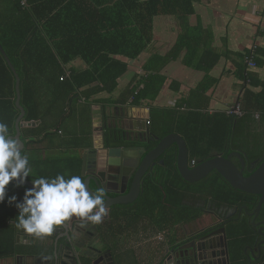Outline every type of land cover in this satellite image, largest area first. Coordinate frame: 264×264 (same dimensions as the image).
<instances>
[{"label": "trees", "instance_id": "obj_1", "mask_svg": "<svg viewBox=\"0 0 264 264\" xmlns=\"http://www.w3.org/2000/svg\"><path fill=\"white\" fill-rule=\"evenodd\" d=\"M197 1L199 0H0V43L21 79V105L26 112L25 121L41 120L37 127L22 128L21 139L25 143L23 151H35L39 144V149H45L44 142L52 135L49 128L58 125L66 116V108L74 107L75 102L80 100V88L88 87L82 92L85 97L102 91H116L119 79L127 72L128 67L127 61L121 57L136 59L144 51L153 39L155 16L174 14L187 18L194 11ZM190 34L180 37L177 51L189 47L193 48L190 50L191 54L195 52L196 47L191 43L193 36ZM78 57L86 59L89 67L84 70L73 69L70 75H66L64 65ZM152 65L149 62L145 66V70L151 72L136 83L129 84L121 93L119 101L125 103L132 97L133 103L140 104L146 99H156L164 77ZM16 98L15 74L0 51V120L8 124L10 135L16 134L15 123L20 114ZM241 107L247 112L239 118L243 120L240 131L245 130L247 133L245 118L256 109L244 104ZM258 109L264 111V106ZM161 115L158 122L154 116V124L151 121L152 130L164 136L173 131L171 125L175 124L174 131H179L187 140L192 159L205 161L215 156L211 153L217 151V146L224 145V140L228 151L224 148L221 153L230 154L234 145L229 147L230 141H234L231 131L235 129L234 120L238 118L226 116L228 130L221 132L224 121L217 125L219 131H216L212 130L214 125H201L202 122L197 117H192L193 114L184 118L170 110L169 113L161 112ZM37 137H42L43 140H36ZM81 143L82 139H74L66 142L65 146L77 147ZM157 143L158 141H151L148 149L154 148ZM236 143L237 139L235 145ZM30 164L33 168L32 179L40 176L55 177L58 173L68 174L69 168H79V161L52 167L45 160L32 161L30 158ZM177 174L175 171L173 176ZM68 175L78 173L71 172ZM220 179L211 178V188L204 186L197 197L224 198L231 206L244 200V192L234 188L224 178L226 185L219 183ZM148 185L145 182L144 198L151 192ZM11 186L16 188L14 184ZM186 195L191 198L196 196L195 193ZM163 196L160 193L159 198ZM143 200L146 202L148 199ZM18 211L14 205L9 206L7 200L0 204V259L15 256L20 248L15 241L19 230L16 227ZM178 212L181 218L190 216L187 215L190 212L188 208H182ZM170 214L171 217L175 215ZM238 228L239 225H232L229 230V236L234 238L229 248L232 252V264H247L242 254L244 245L240 238L237 239L242 234ZM245 228L246 226L243 229ZM234 244H237L235 251L232 249Z\"/></svg>", "mask_w": 264, "mask_h": 264}, {"label": "crops", "instance_id": "obj_2", "mask_svg": "<svg viewBox=\"0 0 264 264\" xmlns=\"http://www.w3.org/2000/svg\"><path fill=\"white\" fill-rule=\"evenodd\" d=\"M1 8L3 9L4 6ZM187 33H191L190 36H193L191 43L196 47L192 54L190 50L193 48L189 47H183L177 51L180 37ZM253 50L257 66L250 68L247 66L245 57ZM121 58L127 61L128 67L127 72L119 79L116 91L112 93L102 91L85 97L82 92L88 87L80 88L78 91V94L81 95L80 100L75 102L74 107L66 108V116L58 125L49 128L52 135H49L44 142L45 149H39L41 147L39 144L37 150L26 152L32 161L42 159L46 163H51L52 167L61 165V163L69 165L79 161V168H76V171L72 168L69 170L82 176V155L85 152V146L91 144L93 137V105L99 106L104 119L107 118V113H111L109 117H112L114 113L125 111L131 117L139 115L138 118L142 117L144 121L147 120L144 117L146 109H149V119L152 124H154L153 118L156 115H160V119L162 115L169 116L161 115V112L169 113L170 110H173L184 118L193 114L192 117H197L202 122L201 125H214L212 130L216 129V131H219L218 126L224 121L221 132L228 130V122H225V117L231 116L238 118L234 120L236 127L231 131L234 139L238 140L240 123L243 121L239 118H242L247 111H243L241 116H233L228 114V110L233 106L240 105L241 107L244 104L247 107H254L256 110L245 118L246 122H244L248 125L246 131L250 136L247 138L246 144L244 140L242 143L252 157L263 154L264 111L258 108L264 106V0H199L195 2L194 11L187 18L174 14L157 15L153 21V39L139 57L131 59L122 56ZM149 62H152V66L159 70L160 75L164 77L156 99H146L140 104L133 103L132 97L125 103L119 101L118 99L122 97L121 93L129 84L136 83L138 79L151 72L145 70V66ZM88 67L89 63L82 57L64 65L66 75H70L73 69L84 70ZM138 107L141 108L136 109ZM74 111H76V115H74ZM33 121L40 122L37 126L41 124V120ZM152 124L149 126L151 129ZM171 128L174 131L175 124L171 125ZM35 139L43 140L42 137ZM74 139H82L81 145L77 147L65 146L66 142ZM238 143L237 141L236 146L242 145H238ZM223 144L215 149L218 152H222L224 148L228 150L226 140L223 141ZM70 171L68 174L71 173ZM163 175V171L158 170L155 175L156 181L149 180L148 189L151 192L147 198H144L146 195L142 198L148 200L143 204V208L139 209L141 213L152 211L160 204V193H163V198L167 196L165 193L167 189H163L165 184ZM175 181V176H172L168 186L170 190H173V192H169L172 201H176L179 196L180 199L186 201L192 199L190 195L182 196L180 194ZM18 190L24 192V189ZM15 193L19 198L23 197V193ZM188 193L191 192L188 191ZM118 217L119 215L114 213L111 220L103 224L104 231L108 230L109 232L110 241L119 242L124 236L127 237L126 249L109 248L115 264H158V261L155 260L159 258V244L156 239L152 242L149 240L151 237L145 238L140 233L141 228L139 223L137 224L136 216L132 218L128 227L125 226V230L122 232L123 236L116 235L117 222L120 221ZM57 228L58 226L55 227L53 233L44 236L52 237L51 242L59 238V243L64 244L65 237L60 238L64 234ZM19 233L20 229L17 231L16 237ZM26 236H31V234H22L18 240L15 237L16 245L20 247L19 250L13 257L1 258L0 264H29L24 257L17 259L20 255L30 254L29 251L32 249V245L24 243ZM239 238L243 243L242 238L238 237L237 239ZM36 241L38 240L36 239ZM236 245H233V250ZM229 254L231 259V249ZM151 256L152 259L149 260ZM86 264H90V262L87 261Z\"/></svg>", "mask_w": 264, "mask_h": 264}, {"label": "water", "instance_id": "obj_3", "mask_svg": "<svg viewBox=\"0 0 264 264\" xmlns=\"http://www.w3.org/2000/svg\"><path fill=\"white\" fill-rule=\"evenodd\" d=\"M0 51L7 60L9 66L16 77V105L20 109V114L16 119V134L12 135L18 137L22 141V148L24 150L25 143L21 139V128L27 126H37L40 122L25 121V109L21 105V79L0 43ZM93 137L91 144L85 146V152L81 159L82 176L88 183L91 191V182L95 184L96 189L103 187L106 196V208H110L118 204H127L135 201L142 192L143 176L147 172L150 164L157 159L167 148L172 145L177 147V171L181 177L189 182L195 183L203 180L212 171H217L230 185L234 188L248 193L259 195V203L256 211L259 212L264 203V156L261 159L259 167L251 175L246 176L241 169L233 162L230 157L217 155L211 159L198 163L194 167L189 164V148L186 139L182 134L172 131L164 137L154 132L149 125L146 124L144 118L138 116L131 117L125 111L114 113L112 117L107 113V118L104 119L103 113L98 105H93ZM138 107L136 109H140ZM144 117L149 118V109H146ZM136 118V119H133ZM149 137L148 139H139L140 136ZM159 141L158 144L144 156L138 151L144 146L137 144L138 142ZM234 155V153H231ZM143 156V157H141ZM31 187V182L26 185ZM121 193L116 197H111L112 193ZM95 211V210H94ZM90 222L87 218L70 217L57 229L64 236L60 238L66 239L65 243H59V238L51 242L52 237L48 236H26L25 244L32 245L30 254L20 255L24 257L29 264H86L84 257L95 260L93 264H106L103 246L105 242H91L88 249L92 252L86 255L82 247L78 245V236L83 231V223ZM26 232L20 229L17 235V240ZM28 234V233H26ZM211 244L203 248L200 244L196 246L180 247V251L176 254L179 260L177 264H213L214 258L222 254V252L215 250L214 239L218 232L212 233ZM223 234L225 243L227 244V234L224 228ZM24 237V236H23ZM25 238V237H24ZM36 239L38 241H36ZM199 243H205V237L200 238ZM228 246V245H227ZM225 247L227 264H230V256L228 247ZM191 248L190 250L188 248ZM207 248V249H206ZM214 249V250H213ZM209 253H204L208 252ZM52 253V254H50ZM111 259L109 264H115L114 258L109 251ZM171 257V256H170ZM169 257V258H170ZM193 258V260L191 259ZM195 259V260H194ZM161 264H173L172 262H161Z\"/></svg>", "mask_w": 264, "mask_h": 264}, {"label": "flooded vegetation", "instance_id": "obj_4", "mask_svg": "<svg viewBox=\"0 0 264 264\" xmlns=\"http://www.w3.org/2000/svg\"><path fill=\"white\" fill-rule=\"evenodd\" d=\"M244 131H239L240 136L237 140L239 142L238 145H242H234V148L232 147V150L229 151L230 154L234 153V155H225L221 152H213L211 154H215V156L223 155L230 157L237 167L241 169L246 176H249L259 167L261 159L264 156V152L261 155L252 157L249 152L245 150V145L242 142L244 140L246 144L247 136H245L246 132ZM140 137L141 140L149 138L144 135ZM230 142L231 143L229 144V147H231L232 144H235V139L234 141L231 140ZM137 144L144 146L143 149L138 151V155H140V152H142L144 156L147 152L153 149H148L149 143H147L145 140L143 142H138ZM177 156V147L175 145L167 148L150 164L147 172L143 176L142 192L135 201L129 202L127 204L114 205L108 208L100 223H83L84 228L82 233H80L78 236L77 243L82 247L84 253L86 255H90L92 253L88 249L90 246L89 244L92 241L95 243L103 240L105 242V245L103 246V252L106 257V264L110 263L111 259L108 254L110 250L107 247V239H110V235L108 230L104 231L103 224L111 220L115 213L119 215L118 219H120V221L117 222L116 235L123 236L124 234H122V232L125 230V226L128 227V224H131L132 218L136 216L138 219L137 224L139 223V227L141 228L140 233L143 234L145 238L151 237L149 240L152 242H154L153 240L156 239V242L159 244V258L155 260L158 261V264L167 261L177 264L179 260L176 258V254H178L180 251V247L184 248L186 246H196L198 244H200L203 248L207 246L209 247L211 244V236L213 235L212 233L215 231L218 232V234L215 236L216 238L214 239V244L216 246L215 250L222 252V254L218 255V259H212L213 264H227L228 259L226 258L225 247L228 245L227 247L229 251L230 245L233 241L229 236V230L232 225H241L243 228L245 226L247 227L245 230L243 229L244 231H242V234L240 235L244 245L242 248V254L244 260L247 261V264H264V203L262 204L260 211H256L260 196L244 192L246 194L244 200L240 201L237 205L232 206L224 198H214L211 196H208V198L197 197L200 195V189L204 187L205 183H210L209 180L211 178H221L219 183L223 185H226L225 180L220 177L218 173L212 171L203 180L195 183H189L185 181L177 171ZM201 162L203 161L197 158H191V152L189 148L190 167H194ZM158 170H162L164 173L163 177L165 184L163 189H167V191H165L167 196L165 198H163L164 196L159 198L160 204H158L154 210L143 214L139 209L143 208V204L145 202V200L142 199L145 194V182L149 183L150 181H156L155 175ZM175 171L178 172L177 175H174L176 178L175 184L180 194L183 196V194H187L188 191L196 194V196L189 201L180 199L179 196V198L173 202L169 196V192L171 193L172 191L168 188V186L170 185L173 173H175ZM91 186L96 190L95 184L93 182H91ZM119 195H121L120 192L110 194L112 198ZM182 208H188L190 210V212L187 213V215L190 214L188 218L180 217V213L178 211ZM156 210L158 211L155 212ZM170 213L175 215L171 217ZM224 228L226 229L228 239L227 244L225 243V237L223 234ZM202 237H205L207 244L199 243V240ZM188 249L190 250L191 248L189 247ZM209 252L210 251L204 253ZM243 258L241 260H243ZM151 259L152 256L149 260ZM191 259L193 260V258ZM83 260L84 263L89 261L90 264H93L95 261L88 257H84ZM230 262V264H232V259H230Z\"/></svg>", "mask_w": 264, "mask_h": 264}, {"label": "clouds", "instance_id": "obj_5", "mask_svg": "<svg viewBox=\"0 0 264 264\" xmlns=\"http://www.w3.org/2000/svg\"><path fill=\"white\" fill-rule=\"evenodd\" d=\"M33 168L22 141L9 134V126L0 120V204L15 206L17 229L44 236L53 233L70 217L87 218L100 223L106 214L103 187L91 191L80 175L58 173L55 177L32 179ZM31 182V187L26 185ZM24 188L22 199L8 194V186ZM95 210V211H94Z\"/></svg>", "mask_w": 264, "mask_h": 264}, {"label": "rangeland", "instance_id": "obj_6", "mask_svg": "<svg viewBox=\"0 0 264 264\" xmlns=\"http://www.w3.org/2000/svg\"><path fill=\"white\" fill-rule=\"evenodd\" d=\"M156 122H158L160 119H158V115H156ZM245 136H250L249 134H248V132L245 134ZM205 187H208V188H211V184L210 183H205V185H204ZM11 189V190H10ZM8 190H10V193H11V195L12 194H16L15 192H17V193H24V192H22V191H20V190H18V189H16V188H14L13 186H11V184L8 186ZM247 228V227H246ZM240 231H244L243 230V226H239V228H238ZM127 237L126 236H124L119 242H113V241H110V239H107L108 240V249L109 248H111V247H113V248H115V249H119V250H124V249H126L127 247H126V244H125V241L127 240L126 239ZM217 259L219 258V256L218 257H216Z\"/></svg>", "mask_w": 264, "mask_h": 264}, {"label": "built area", "instance_id": "obj_7", "mask_svg": "<svg viewBox=\"0 0 264 264\" xmlns=\"http://www.w3.org/2000/svg\"><path fill=\"white\" fill-rule=\"evenodd\" d=\"M245 61L247 63V66L250 68L257 66V61H256L254 50L251 53L246 55ZM228 114L233 115V116H237V115L241 116L243 115V110L241 109L240 105H236L228 110ZM146 124L149 126L151 125V120L149 118L146 120Z\"/></svg>", "mask_w": 264, "mask_h": 264}, {"label": "bare ground", "instance_id": "obj_8", "mask_svg": "<svg viewBox=\"0 0 264 264\" xmlns=\"http://www.w3.org/2000/svg\"><path fill=\"white\" fill-rule=\"evenodd\" d=\"M34 122H36V121H34ZM21 130H22V128H21Z\"/></svg>", "mask_w": 264, "mask_h": 264}]
</instances>
